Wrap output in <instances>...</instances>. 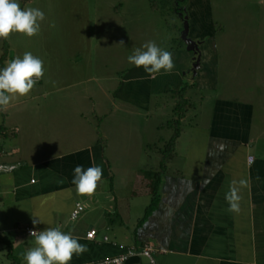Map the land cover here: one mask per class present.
<instances>
[{
	"label": "rangeland",
	"instance_id": "rangeland-1",
	"mask_svg": "<svg viewBox=\"0 0 264 264\" xmlns=\"http://www.w3.org/2000/svg\"><path fill=\"white\" fill-rule=\"evenodd\" d=\"M18 2L22 9L39 8L45 20L39 34L31 38L13 33L8 40L0 39V57L6 42L5 66L25 52L41 58L45 74L28 97H34L41 86L52 92L0 111V127L8 128L9 121L13 124L23 117L17 116L19 110L29 116L32 105L61 103L66 113L60 115L69 121H65L68 137L84 131L88 142L94 133L96 142L111 153L110 159L112 155L116 183L124 181L123 171L131 170L139 192L142 178L159 170V152L174 133L175 127H169L174 106L170 92L186 88L185 98L193 106L180 124L182 133L176 142V155L167 162L168 172L180 170L188 176L201 165L219 100L251 106L253 152L264 155V0L180 3L187 18L188 38L199 43L201 59L196 76L192 72L193 53L182 40L184 22L174 13L171 0ZM148 41L173 54L175 67L171 72L184 69L182 85L175 73L168 75L162 70L153 78L143 67L128 62V56ZM59 88L63 91H53ZM131 105L135 107H126ZM7 136L9 144L14 136L10 130Z\"/></svg>",
	"mask_w": 264,
	"mask_h": 264
},
{
	"label": "crops",
	"instance_id": "crops-1",
	"mask_svg": "<svg viewBox=\"0 0 264 264\" xmlns=\"http://www.w3.org/2000/svg\"><path fill=\"white\" fill-rule=\"evenodd\" d=\"M183 70L168 75L175 73L182 85ZM45 89L41 86L34 97H47L52 91ZM34 97H18L6 111ZM62 108L61 103H37L29 116L19 110L17 116L23 117L9 121V129L3 126L0 167L10 170L0 171V264H26L24 254L35 246L27 230L48 227H59L87 246L69 264L118 257L146 245L153 247L156 264H264V155L253 152L250 105L216 102L201 165L188 176L167 170L159 186L160 201L142 223L151 203L148 176L142 178L139 192L131 170L123 171L124 181L116 183L109 150L96 142L94 133L88 142L84 131L68 137L69 121L61 117L66 113ZM9 130L14 137L7 144ZM248 157L254 162L249 164ZM77 165L103 169L91 196L79 194L72 183ZM77 204L83 211L71 220ZM39 218L44 223L33 225ZM91 230L96 231L93 240L86 237ZM125 264L150 260L134 255Z\"/></svg>",
	"mask_w": 264,
	"mask_h": 264
},
{
	"label": "clouds",
	"instance_id": "clouds-1",
	"mask_svg": "<svg viewBox=\"0 0 264 264\" xmlns=\"http://www.w3.org/2000/svg\"><path fill=\"white\" fill-rule=\"evenodd\" d=\"M45 13L39 8L22 9L18 0H0V39L8 40L13 33L24 34L31 38L40 32ZM54 26V25H53ZM123 43V42H121ZM173 54L159 47L154 41H148L142 48H136L128 56V62L153 78L162 70L170 73L174 67ZM45 74L44 62L31 52L12 59L0 68V111H6L10 102L18 97L27 96ZM0 170H10L0 167ZM72 183L81 195L91 196L103 177V169L93 166L84 169L77 165ZM237 205L232 204L236 209ZM33 225L44 223L40 218L33 219ZM33 247L24 254L26 264H69L74 255H82L87 246L79 238L65 233L59 227H48L42 231L32 230Z\"/></svg>",
	"mask_w": 264,
	"mask_h": 264
},
{
	"label": "trees",
	"instance_id": "trees-1",
	"mask_svg": "<svg viewBox=\"0 0 264 264\" xmlns=\"http://www.w3.org/2000/svg\"><path fill=\"white\" fill-rule=\"evenodd\" d=\"M173 1V11L176 15H178L181 20L184 22L185 14L182 13L183 9L180 8V3L183 0H171ZM156 7V4H153V8ZM9 46L6 42H4L2 47V55L0 57V68L5 67V63L8 57ZM186 88H182L179 91H171L170 94L173 96L174 106H173V121H171V125L169 127H175L174 133L171 138L164 143L163 150H160L159 154L161 156V160L159 162V170L148 172V188L151 196V203L146 209L145 215L143 219L140 221L142 223L149 215L153 212L160 201L159 194V186L162 180V177L167 172V162L173 158L175 153V146L178 138L182 133V129L180 127L181 122L185 119L188 110L193 106L190 104L188 98H185ZM4 131V127H0V135ZM2 150V145L0 144V151Z\"/></svg>",
	"mask_w": 264,
	"mask_h": 264
},
{
	"label": "built area",
	"instance_id": "built-area-1",
	"mask_svg": "<svg viewBox=\"0 0 264 264\" xmlns=\"http://www.w3.org/2000/svg\"><path fill=\"white\" fill-rule=\"evenodd\" d=\"M37 83H39V81ZM247 161L249 164H251L254 162V158L248 157ZM0 171H3V170H0ZM82 211H83V207L81 205L77 204L74 211L70 214L71 220H77ZM31 231H32V229H28L27 233L30 235ZM86 237H87V239L93 240L96 237V231L91 230L86 235ZM105 240H106V238H105ZM153 251L154 250H153V247L151 245H146L140 251H134V250L130 249V250H127V252L125 254L120 255L118 257L106 258V259H103L100 261H94V262L87 263V264H125L126 261L128 260V258H130L131 256H134V255L144 256L150 260V264H156L153 257H152Z\"/></svg>",
	"mask_w": 264,
	"mask_h": 264
},
{
	"label": "water",
	"instance_id": "water-1",
	"mask_svg": "<svg viewBox=\"0 0 264 264\" xmlns=\"http://www.w3.org/2000/svg\"><path fill=\"white\" fill-rule=\"evenodd\" d=\"M182 40L187 46V50L193 53L194 58L192 59V72L194 76L196 75L197 70L200 68V54H199V47L198 44L188 38V24L187 18H184V28L182 32Z\"/></svg>",
	"mask_w": 264,
	"mask_h": 264
},
{
	"label": "flooded vegetation",
	"instance_id": "flooded-vegetation-1",
	"mask_svg": "<svg viewBox=\"0 0 264 264\" xmlns=\"http://www.w3.org/2000/svg\"><path fill=\"white\" fill-rule=\"evenodd\" d=\"M198 47H199V43H198ZM193 58H194V55H193ZM192 64H193V61H192Z\"/></svg>",
	"mask_w": 264,
	"mask_h": 264
}]
</instances>
